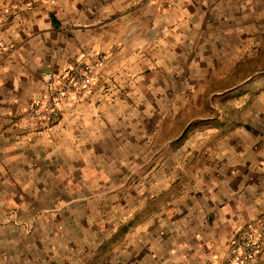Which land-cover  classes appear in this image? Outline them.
I'll return each instance as SVG.
<instances>
[{"label": "crops", "instance_id": "obj_1", "mask_svg": "<svg viewBox=\"0 0 264 264\" xmlns=\"http://www.w3.org/2000/svg\"><path fill=\"white\" fill-rule=\"evenodd\" d=\"M204 20L212 28L197 33ZM262 21L264 0H0V37L16 46L0 49V213L21 196L53 199L32 234L0 225V264H218L264 212V79L234 84L256 86L250 119L194 128L169 153L148 141L146 87L210 68L209 55L190 53L221 49V24L251 48ZM79 57L96 62L91 94L65 99L49 129L25 127L24 111L48 92L40 72ZM133 164L144 169L123 175ZM110 196L125 200L100 220L98 199ZM100 228L122 239L98 241Z\"/></svg>", "mask_w": 264, "mask_h": 264}, {"label": "rangeland", "instance_id": "obj_2", "mask_svg": "<svg viewBox=\"0 0 264 264\" xmlns=\"http://www.w3.org/2000/svg\"><path fill=\"white\" fill-rule=\"evenodd\" d=\"M161 1L164 8L169 5V0ZM207 23L204 20L201 26L196 28V32L203 33L207 30ZM261 24L258 35L253 37L251 48L247 49L244 45L239 46L237 34L231 35V30L221 24L217 30L223 34L226 30L228 33L220 38L224 43L221 49L213 50L209 54L200 53L199 50L190 53L196 62L201 54L204 59L209 55L212 63L210 68L202 67L203 64L197 62L193 68L187 69L193 79H155L153 87H146L147 101L144 108L147 110L145 121L149 142L166 145L169 147L166 153H169L172 143L185 144L188 138L193 137L194 128L197 132L206 126L231 127L235 117L251 118L252 113L257 112L261 102H258L254 95H247L250 92L246 91L247 87L256 89V86L234 84L245 79H264V21ZM196 39L198 40L197 37ZM155 150L149 151L148 157ZM152 168L153 165L150 164L146 170ZM142 169L144 167L133 164L126 168L123 175L138 174ZM122 182H115L119 191L122 189ZM123 200L125 199L119 196L100 197L98 203L96 202L100 220L113 214V207L121 206ZM52 201L53 199L42 197L21 196L13 202L12 207L0 213V225L21 227L24 233L32 234L43 227V218L49 210L47 206ZM32 204H35V207H32ZM30 207L35 211L31 212L33 209ZM117 209L120 213V208ZM110 234L115 241L122 239V230L113 234L110 230L100 228L98 241H107Z\"/></svg>", "mask_w": 264, "mask_h": 264}, {"label": "built area", "instance_id": "obj_3", "mask_svg": "<svg viewBox=\"0 0 264 264\" xmlns=\"http://www.w3.org/2000/svg\"><path fill=\"white\" fill-rule=\"evenodd\" d=\"M15 44L0 37V49L7 53L15 51ZM104 55H99V58ZM48 92L42 98L34 99L24 111L21 121L28 129L42 132L49 129L62 115L65 99L81 101L92 91L96 75V62L79 57L61 74L44 69L40 72ZM12 121L18 117H12ZM264 251V212L247 221L235 231L228 241L218 264H257Z\"/></svg>", "mask_w": 264, "mask_h": 264}]
</instances>
